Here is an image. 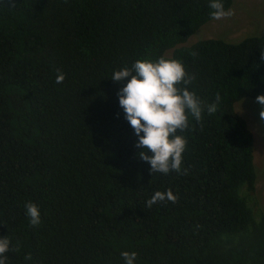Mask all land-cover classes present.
<instances>
[{"label": "trees", "instance_id": "obj_1", "mask_svg": "<svg viewBox=\"0 0 264 264\" xmlns=\"http://www.w3.org/2000/svg\"><path fill=\"white\" fill-rule=\"evenodd\" d=\"M235 0H223L230 9ZM210 0H0V237L6 264H264L255 135L237 103L264 94V34L186 44ZM196 52V56L191 53ZM181 60L205 104L182 169L151 173L111 79ZM57 69L65 74L56 83ZM194 125V127H193ZM172 189L173 202L147 201ZM35 203L42 223L24 207ZM19 245V251H15ZM31 253L32 260L24 257Z\"/></svg>", "mask_w": 264, "mask_h": 264}, {"label": "clouds", "instance_id": "obj_2", "mask_svg": "<svg viewBox=\"0 0 264 264\" xmlns=\"http://www.w3.org/2000/svg\"><path fill=\"white\" fill-rule=\"evenodd\" d=\"M208 7L212 10L210 18L222 20L230 18L234 13L226 9L223 0H210ZM262 58H264V50ZM196 56V52L191 53ZM56 83L65 79V74L57 69ZM111 79L127 83L119 90V105L124 110L125 118L138 137L136 147L142 149L138 156L150 164L151 173L168 174L175 171L186 174L182 169L183 153L187 148L186 137L177 134L190 129L189 117L196 121L203 119L202 113L206 110L209 115L217 112L220 94L216 101L205 104L196 94L190 91L189 86L196 79L195 74H189L183 62L178 59L161 55L156 59L146 58L135 60L131 67L124 66L116 70ZM261 106L259 111L260 122L264 123V94L256 97ZM194 127V125H193ZM178 200L171 188L167 191L157 190L147 201L151 208L158 202H173ZM31 226L42 223L39 207L28 201L24 205ZM11 241L0 237V264H6V253L10 250ZM19 251V245L12 249ZM121 257L124 264H135L137 253L123 251ZM24 259L32 260L31 253Z\"/></svg>", "mask_w": 264, "mask_h": 264}, {"label": "rangeland", "instance_id": "obj_3", "mask_svg": "<svg viewBox=\"0 0 264 264\" xmlns=\"http://www.w3.org/2000/svg\"><path fill=\"white\" fill-rule=\"evenodd\" d=\"M230 9L234 13L230 18L209 21L186 44L206 38L239 42L248 36L264 34V0H235ZM260 108L256 98H245L237 103L238 111L248 121L255 135L254 162L258 179L252 205L256 211L264 209V123L260 122Z\"/></svg>", "mask_w": 264, "mask_h": 264}]
</instances>
